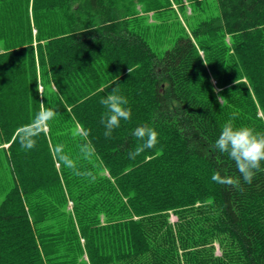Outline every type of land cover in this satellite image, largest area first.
<instances>
[{"label": "trees", "instance_id": "trees-1", "mask_svg": "<svg viewBox=\"0 0 264 264\" xmlns=\"http://www.w3.org/2000/svg\"><path fill=\"white\" fill-rule=\"evenodd\" d=\"M218 2L160 56L116 0H0V264H264V161L211 179L240 176L214 147L227 122L264 134V0ZM113 89L131 119L109 139ZM41 103L56 115L22 149ZM141 126L158 143L130 159Z\"/></svg>", "mask_w": 264, "mask_h": 264}, {"label": "clouds", "instance_id": "clouds-1", "mask_svg": "<svg viewBox=\"0 0 264 264\" xmlns=\"http://www.w3.org/2000/svg\"><path fill=\"white\" fill-rule=\"evenodd\" d=\"M118 89L102 98L100 103L107 109L106 118L101 119L104 124V136L111 138L113 130L120 127L121 120L131 119V108L127 107L129 101L122 95H117ZM40 93V86L37 87ZM56 115L54 109L44 107L41 103V110L36 114L30 124L22 125L16 130V138L19 140L20 147L25 150H31L36 145L35 137L45 130L47 122ZM135 138L142 143L129 152V158L135 159L147 149H152L158 143V133L148 126L137 127L133 133ZM214 147L220 153H226L235 163L239 172V177L221 175L219 171L215 172L211 179L221 185L238 188L240 178L245 183H251L254 170H262L260 165L264 161V134L257 133L250 128H235L231 121L227 122L221 129L220 135L214 143ZM61 149L58 148L59 152ZM62 159L67 160L66 157Z\"/></svg>", "mask_w": 264, "mask_h": 264}, {"label": "rangeland", "instance_id": "rangeland-1", "mask_svg": "<svg viewBox=\"0 0 264 264\" xmlns=\"http://www.w3.org/2000/svg\"><path fill=\"white\" fill-rule=\"evenodd\" d=\"M116 2L119 18L128 17L127 27L142 34L160 56L174 46L180 37L190 34L202 21L220 15L218 0H116ZM150 9L153 10L149 11ZM5 135L0 127V204L12 181L6 150L2 145L5 142ZM177 219L176 215H171L172 222H176ZM215 246L216 253L221 254L219 244L215 243Z\"/></svg>", "mask_w": 264, "mask_h": 264}, {"label": "water", "instance_id": "water-1", "mask_svg": "<svg viewBox=\"0 0 264 264\" xmlns=\"http://www.w3.org/2000/svg\"><path fill=\"white\" fill-rule=\"evenodd\" d=\"M8 146V145H7Z\"/></svg>", "mask_w": 264, "mask_h": 264}]
</instances>
